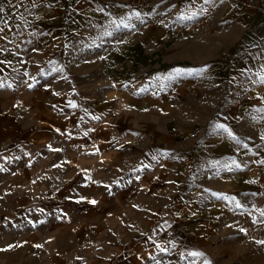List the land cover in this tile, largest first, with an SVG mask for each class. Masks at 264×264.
<instances>
[{
    "label": "rangeland",
    "instance_id": "374dc122",
    "mask_svg": "<svg viewBox=\"0 0 264 264\" xmlns=\"http://www.w3.org/2000/svg\"><path fill=\"white\" fill-rule=\"evenodd\" d=\"M239 4L264 15V0H0V131L69 94L80 148L132 169L129 205L180 223L181 249L167 234L152 264H264V91L242 76L258 64L239 55Z\"/></svg>",
    "mask_w": 264,
    "mask_h": 264
},
{
    "label": "crops",
    "instance_id": "0c3cea01",
    "mask_svg": "<svg viewBox=\"0 0 264 264\" xmlns=\"http://www.w3.org/2000/svg\"><path fill=\"white\" fill-rule=\"evenodd\" d=\"M240 48L245 70L258 64V74L249 69L242 76L264 91V15L254 7L247 14L239 4V55ZM68 95L53 98L50 110H20L18 123L2 122L9 127L0 131V264H152L169 250L167 234L181 249L172 213L129 205L132 169H117L111 152L80 148L85 137L74 119L80 108ZM101 177L107 182L98 184ZM255 201L259 206V193Z\"/></svg>",
    "mask_w": 264,
    "mask_h": 264
},
{
    "label": "snow or ice",
    "instance_id": "6c2138e0",
    "mask_svg": "<svg viewBox=\"0 0 264 264\" xmlns=\"http://www.w3.org/2000/svg\"><path fill=\"white\" fill-rule=\"evenodd\" d=\"M205 2L207 3L208 0H205ZM4 9L3 7H0V13H3ZM134 15H136L137 17L140 15L139 12L134 13ZM180 19H184L183 16L179 17ZM0 31H2V29H0ZM261 83H264V76L261 77L260 79ZM73 107H75V105H73ZM218 127H223V126H218ZM229 135H231V133H229ZM262 139H264V137H262ZM237 167H239V165H237ZM92 203H95V201H92ZM261 215L264 216V212H261ZM241 231H245L244 229H241ZM257 243H261L264 244V241H257ZM37 247H39V245H37ZM192 255H200V253H191Z\"/></svg>",
    "mask_w": 264,
    "mask_h": 264
}]
</instances>
